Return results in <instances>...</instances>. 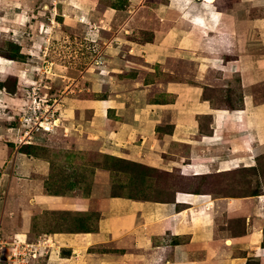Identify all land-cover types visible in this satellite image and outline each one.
<instances>
[{"label": "crops", "instance_id": "crops-1", "mask_svg": "<svg viewBox=\"0 0 264 264\" xmlns=\"http://www.w3.org/2000/svg\"><path fill=\"white\" fill-rule=\"evenodd\" d=\"M19 2L0 0V38L19 26L10 19L11 11L19 13L12 4ZM207 3L157 5L159 21L143 41L127 36L131 31L124 25L133 15L108 39L91 27L111 31L109 11L99 21H76L83 42L100 47L94 68L88 64L83 76L102 96L65 97L62 115H74L82 132L104 150L177 168L201 182L254 167L264 155V0ZM11 60L0 55V82L15 72L20 92L21 68ZM233 77L240 93L236 103L226 95L234 91ZM4 87L0 107L10 106L14 118L21 98ZM214 88L225 97L207 96ZM6 125L0 118V167L9 155ZM27 192L33 211L21 210V230L14 236L32 245L36 256L28 255L24 264H264V193L178 190L165 200L111 196L94 229L74 230L54 228L41 215L84 214L91 208L89 197L45 194L36 187ZM234 217L242 218L240 226L229 225Z\"/></svg>", "mask_w": 264, "mask_h": 264}, {"label": "rangeland", "instance_id": "rangeland-1", "mask_svg": "<svg viewBox=\"0 0 264 264\" xmlns=\"http://www.w3.org/2000/svg\"><path fill=\"white\" fill-rule=\"evenodd\" d=\"M166 2L20 0L12 4L18 7L19 13L11 11L10 19L19 26L13 28L12 32L8 29L10 33L0 38V55L12 59L14 65L21 68V91L16 92L14 87L17 80L15 72L5 75L0 86L5 85L3 90L9 95L21 98V114L33 98V93L38 95L40 102L53 101L60 123L53 131L34 132L29 143H22L19 134L23 123L21 121L20 127L19 115L13 118L7 104L0 107V118L3 117L8 124V137L4 142L8 146L9 155L0 167V223L6 240H14V233L20 232L21 210L33 211L27 190L35 187L45 194L85 196L91 199V208L84 214L53 211L41 215L54 228L74 230L94 229L103 202L111 196L165 200L178 190L202 189L218 196L264 193V156L257 161L255 170L237 169L226 174H216L201 182L194 177L181 175L177 168L168 170L104 150L99 140H93L82 132L74 115L70 118L66 114L62 115L61 110L64 111L67 106L65 97L102 96L92 91V82L83 76L88 64L96 63L100 47L83 42V29L75 22L99 21L106 18L104 15L109 11L107 14L110 15L111 31L91 27L97 34L100 32V36L108 39L133 15L124 25V28L131 31L127 36L143 41L150 38V29L159 21L155 7ZM81 3H87L88 7L83 8ZM135 8L140 9L133 13ZM129 9L132 12H128ZM132 73L135 74V71ZM237 82V78L233 77L234 91L226 94L228 99L232 96L234 103L240 96ZM206 95L216 99L225 97V93L216 88L207 91ZM17 111L20 113L19 106ZM83 116H88L87 112ZM164 130L169 132L167 127ZM199 184L204 187L194 188ZM205 185L208 187L205 188ZM241 220V217L231 218L229 225L240 226Z\"/></svg>", "mask_w": 264, "mask_h": 264}, {"label": "built area", "instance_id": "built-area-1", "mask_svg": "<svg viewBox=\"0 0 264 264\" xmlns=\"http://www.w3.org/2000/svg\"><path fill=\"white\" fill-rule=\"evenodd\" d=\"M38 99H40L38 95L33 93V98L25 106L23 114L20 108L18 120L20 123L22 121L23 126L20 128L19 139L22 143H29L34 132H49L58 126V123H55L58 119L56 104L53 101L51 103L40 102ZM28 255L36 256V250L32 245L21 242L18 238L12 241L6 240L3 237L0 223V264H24Z\"/></svg>", "mask_w": 264, "mask_h": 264}, {"label": "trees", "instance_id": "trees-1", "mask_svg": "<svg viewBox=\"0 0 264 264\" xmlns=\"http://www.w3.org/2000/svg\"><path fill=\"white\" fill-rule=\"evenodd\" d=\"M237 80H238V78H237ZM214 104V103H213ZM262 156H264V155H261L258 159H257V161L258 160H260V158L262 157ZM257 161H256V164H255V166L254 167H252V168H247L245 171H251V170H255V169H257ZM244 170V169H243ZM194 188H200L199 186L198 187H194ZM203 190V189H202ZM197 191H199V190H195V191H191V192H194V193H197ZM248 195V194H247ZM249 195H251V196H253V195H258V193H250ZM129 197V196H128ZM132 198V197H131ZM145 200V199H144ZM263 244H264V239H263Z\"/></svg>", "mask_w": 264, "mask_h": 264}, {"label": "bare ground", "instance_id": "bare-ground-1", "mask_svg": "<svg viewBox=\"0 0 264 264\" xmlns=\"http://www.w3.org/2000/svg\"><path fill=\"white\" fill-rule=\"evenodd\" d=\"M205 1H207V2L209 3V2H212L213 0H205ZM191 2H192V1H191ZM208 3H207V4H208ZM184 9H185V8H184ZM182 15H183V14H182ZM185 16H186V15H185ZM187 16H188V14H187ZM195 17H196V16H195ZM189 18H190V17H189ZM196 18H197V17H196ZM200 18H201V17H200ZM194 19H195V18H194ZM197 19H198V18H197ZM192 23H193V22H192ZM0 32H1V31H0ZM8 32H9V31H8ZM6 33H7V32H6ZM3 35H4V34H3ZM5 35H6V34H5ZM55 123L57 124V123H60V122H59L58 119H56V120H55ZM52 131H53V130H52ZM189 211H190V210H189ZM255 211H256V210H255Z\"/></svg>", "mask_w": 264, "mask_h": 264}]
</instances>
